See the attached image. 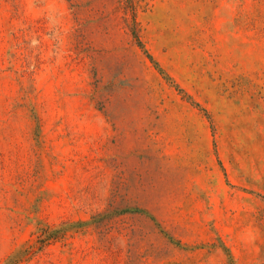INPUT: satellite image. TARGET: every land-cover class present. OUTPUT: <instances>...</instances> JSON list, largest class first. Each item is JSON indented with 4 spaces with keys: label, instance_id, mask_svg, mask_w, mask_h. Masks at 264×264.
I'll return each instance as SVG.
<instances>
[{
    "label": "rangeland",
    "instance_id": "374dc122",
    "mask_svg": "<svg viewBox=\"0 0 264 264\" xmlns=\"http://www.w3.org/2000/svg\"><path fill=\"white\" fill-rule=\"evenodd\" d=\"M15 256L264 264V0H0Z\"/></svg>",
    "mask_w": 264,
    "mask_h": 264
},
{
    "label": "trees",
    "instance_id": "16d2710c",
    "mask_svg": "<svg viewBox=\"0 0 264 264\" xmlns=\"http://www.w3.org/2000/svg\"><path fill=\"white\" fill-rule=\"evenodd\" d=\"M149 58L153 61V58L151 56H149ZM50 237V236H48ZM46 239H49V238H46ZM19 261V259L15 256V257H12L9 261V264H17V262Z\"/></svg>",
    "mask_w": 264,
    "mask_h": 264
}]
</instances>
